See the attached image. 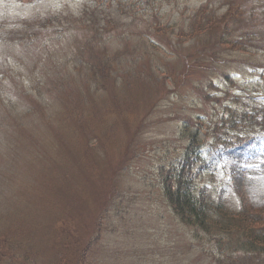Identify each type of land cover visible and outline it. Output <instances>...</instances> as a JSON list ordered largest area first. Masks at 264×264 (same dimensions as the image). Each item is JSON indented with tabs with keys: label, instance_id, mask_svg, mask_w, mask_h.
<instances>
[{
	"label": "rangeland",
	"instance_id": "374dc122",
	"mask_svg": "<svg viewBox=\"0 0 264 264\" xmlns=\"http://www.w3.org/2000/svg\"><path fill=\"white\" fill-rule=\"evenodd\" d=\"M262 44L264 0H0L1 264H264L210 210L264 237L262 117L216 129L264 108Z\"/></svg>",
	"mask_w": 264,
	"mask_h": 264
},
{
	"label": "trees",
	"instance_id": "16d2710c",
	"mask_svg": "<svg viewBox=\"0 0 264 264\" xmlns=\"http://www.w3.org/2000/svg\"><path fill=\"white\" fill-rule=\"evenodd\" d=\"M251 17L255 18V16H251ZM233 41L236 43L237 47L239 43L242 44L239 40H233ZM235 43L233 45L231 44V46L234 47ZM236 46L234 48H236ZM260 48H263V47H260ZM242 49H244V47H242ZM228 110H230L229 113L225 114L221 122L216 124V129H219L220 127H222L221 124L223 123L225 127H228L230 130L236 131L238 129L239 131L244 132L242 130V127L240 128L242 122H248L250 120L258 121L259 116L262 117V120H263L262 122H264V108H257V110L254 112L245 111V112L239 113L237 111L239 113L238 117L236 116L235 113H232L233 112L232 109H228ZM247 125H249V123L245 124L244 126H247ZM196 143H193L194 147L198 146V144ZM188 156L189 158L192 157L190 153L188 154ZM177 180H181L184 182L185 179L179 178ZM175 187L176 186L174 187L168 186V189L166 190V194L168 196V199L173 202V205H174L173 207L175 211L177 212V214L180 216V218L187 224L192 223V225H200V226H202L203 224L207 225L206 222H208L209 220L208 215L205 214V212L198 211L197 208L201 204H206L207 206H209L208 200H206L205 202H202L199 196H196L194 195L193 192L191 193L189 191H186L185 194H189L192 197L191 196L187 197L185 194H183V191L181 190L178 191L179 189L176 190ZM189 187L191 188V186ZM214 207L210 208V210L215 211L218 216H222L225 218H227L228 215L229 217L233 216V217H230L233 219H224V220H229L231 221V223L235 224L234 228H232L233 230H236L235 234L231 233V230H229L228 228H223L222 224H216V226L215 225L213 226V227L222 229L224 233L226 234L236 235L237 239H235V241L233 242L232 244L233 246H236L238 250H243V251L247 250L251 252H264V237H262L261 233H259V235L255 236L254 238L250 237L249 234H251L254 230H251L249 225L247 226L248 224L247 221L248 219L250 220V217L248 216L247 218V214L245 212L243 214L239 213V214H242L240 215L243 218L241 219L242 222H239V221L235 222L237 220L236 216L231 212H226L225 210H223L222 205L215 202ZM204 209H206L207 211L206 207H204ZM229 225L231 228V224ZM208 230L209 228L206 227L205 231H208ZM241 239H247V240L240 241ZM2 255H3V252L0 251V264L2 263L1 262L2 257H3Z\"/></svg>",
	"mask_w": 264,
	"mask_h": 264
}]
</instances>
